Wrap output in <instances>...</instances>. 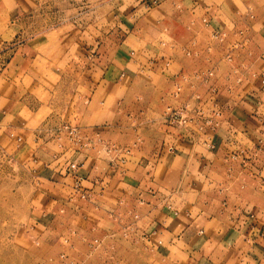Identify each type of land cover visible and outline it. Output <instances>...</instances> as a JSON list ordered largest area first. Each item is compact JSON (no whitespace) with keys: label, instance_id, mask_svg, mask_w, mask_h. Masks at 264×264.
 Instances as JSON below:
<instances>
[{"label":"crops","instance_id":"obj_1","mask_svg":"<svg viewBox=\"0 0 264 264\" xmlns=\"http://www.w3.org/2000/svg\"><path fill=\"white\" fill-rule=\"evenodd\" d=\"M128 4L124 16L115 14L116 20L120 17L118 20L128 25L127 29L109 32L103 36L105 40L100 38L97 46L87 50L88 54L83 49L84 68L78 69L93 73L76 84L82 107L80 113H72L76 124L46 120L37 127H15L14 121H5L8 114L0 108V128L9 131L17 147L36 140L35 135L40 133L64 134V125L76 130L79 141L70 140L66 133V140L54 138L58 153L63 151V171L53 170L52 162L59 160L57 152L51 155L52 161L33 158L30 166L51 168L58 179L67 182L68 209L64 213L83 219L86 229H96L104 236L96 247L124 243L130 250L141 243L147 248L143 247L141 253V260L146 262H165L174 257V263L186 259L191 263L198 255L211 264L226 256L232 258V263L261 262L264 0H130ZM23 6L19 0H0V22L19 24ZM203 17L210 26L202 24ZM212 28L225 30L227 38L222 43L212 40ZM239 30L244 31L247 41L234 47V33ZM18 33L22 31L15 35ZM12 45L17 46L11 60L34 53V47L27 43ZM185 50L194 54L186 56ZM227 51L233 55L231 62L224 58ZM9 69L11 66L5 71ZM208 69L214 74L206 83L194 79V75ZM143 74L151 77L142 79ZM183 75L189 76L193 85L183 83ZM235 78L241 79L237 85ZM155 80L161 82L157 90L165 107L191 101L194 91L200 94L208 113L212 110L211 100L219 104L220 123L206 143L201 137L185 136L183 131L163 124V112L153 113L144 106L146 99L138 85H150L152 92ZM177 83L182 91L173 97ZM227 87L232 91L228 92ZM8 102L5 95L0 96L1 105ZM17 103L14 118L27 117L23 103L20 107ZM69 115L68 106L60 117ZM147 130L155 131L157 139L149 141L139 136ZM123 134L129 136L127 141L117 142L118 135ZM44 137L37 136V142ZM109 146L117 148L118 153L108 152ZM39 149L43 146L35 147ZM238 150L244 151L245 159H230ZM70 162L77 164L76 171L69 170ZM36 167H31L33 173ZM78 177L83 179L82 189L90 195L88 200L72 193ZM56 213L49 211L53 216ZM93 215L100 216L91 219ZM128 225L133 230L124 235ZM120 230L125 240L118 238ZM142 233L148 235L146 240L140 238ZM170 247L187 257L176 260L177 253L171 257ZM126 259L133 261V254H127ZM114 261H121L118 254L110 256V262Z\"/></svg>","mask_w":264,"mask_h":264},{"label":"rangeland","instance_id":"obj_2","mask_svg":"<svg viewBox=\"0 0 264 264\" xmlns=\"http://www.w3.org/2000/svg\"><path fill=\"white\" fill-rule=\"evenodd\" d=\"M19 1L24 5L19 24L0 22V96L5 95L9 99L7 104H0V108L8 116L11 115H6L5 121H14L15 127H37L42 121L46 123V120L55 124L61 121L76 124L72 113H80L82 108L76 84L93 73L78 69V66L84 68L83 49H93L100 38L105 40L103 36H108L113 30L127 29L128 25L119 21L120 17L116 20L115 14L124 16L130 0ZM18 30L22 31L21 35L18 33L19 36L15 35ZM18 42L34 47V53L27 52L21 58L17 55L11 60L17 45H9ZM27 49L30 50L29 47ZM85 61L90 60L87 58ZM7 66H11V69L5 71ZM144 77L151 75L143 74L141 78ZM142 84L144 86L139 84L138 88L146 99L144 106H149L153 113H162L165 104L162 105L159 99L161 95L157 90L161 82L154 81L155 89L152 92L149 91L152 88L148 87L150 85ZM15 102L19 103L16 104L18 107L23 103V113L27 117L19 115L14 118ZM68 106L69 118L60 117ZM121 113L125 111L122 110ZM149 131L140 133L139 136H144L149 141L157 139L156 132ZM8 132L7 129L0 128V264H112L110 256L114 254H118L121 260L114 261V264L212 263L203 255L194 257L191 263L187 259L174 263V257L165 262L153 259L146 262L141 260L144 247L141 243L134 244L130 250L124 243L118 246H90L94 238L102 239L104 236L96 229H86L83 219L73 215L66 216L67 182L54 175L63 171L65 162L61 159L63 151L58 153L54 138L66 140L65 133L55 136L34 134L36 140L17 147L10 140ZM37 136L45 137L37 142ZM118 137L117 142L122 143L129 138L127 134ZM37 146H43V149L38 152L35 150ZM55 152L58 153L59 160L52 162L54 173L51 168L30 166L33 158L48 161ZM31 167H36L37 174L32 172ZM52 209L57 212L55 216L49 214ZM99 216L93 215L90 218ZM121 234L120 230L118 238L125 240ZM169 251L171 257L177 253L176 260L187 257V254H181L179 250L176 252L174 247H170ZM127 254H133V261H127ZM231 259L226 256L224 260L219 258L218 261H213L215 264H238L237 261L232 263ZM255 264H264V259Z\"/></svg>","mask_w":264,"mask_h":264},{"label":"built area","instance_id":"obj_3","mask_svg":"<svg viewBox=\"0 0 264 264\" xmlns=\"http://www.w3.org/2000/svg\"><path fill=\"white\" fill-rule=\"evenodd\" d=\"M201 22L204 26H210V22L206 17L201 18ZM234 36H236L234 47H239V45L243 41H247V37L244 33V31L239 30L234 33ZM210 38L217 43H222L227 38V32L225 30L219 29V28H212L210 30ZM240 39V40H239ZM194 54L191 50H185L184 54L186 56H190ZM224 58L227 62H231L233 60V55L231 51H227L224 55ZM214 74L213 69H208L204 72H200L196 75H194V79L198 80L200 83H206ZM264 76V75H263ZM181 81L183 83H190V78L187 75H183L181 77ZM241 82L240 78H235L234 83L235 85L239 84ZM193 85V84H191ZM233 88L227 87V91H232ZM182 91V85L180 83H177L174 85V89L172 91L173 97H178L180 92ZM211 92H214L212 90ZM215 93V92H214ZM191 101L187 103H182L178 105H167L162 114V123L165 125L171 127L174 130L183 131V134L188 137H201L204 141L203 143H206L208 139L210 138V135L218 128L220 123V115H221V109L219 104L217 102L211 100V112L208 113L209 109L205 107V102H203L200 94L196 91L193 92V94L190 97ZM63 130L67 134V137L72 141H79L78 134L76 133V130L73 128H70L67 125L63 126ZM18 141H20L19 138H17ZM108 152H111L113 154L118 153V149L114 146H109ZM120 153V152H119ZM244 151L238 150L234 153H232L229 157L230 159L236 160L238 157L245 159L244 157ZM68 168L70 171L74 172L77 169V164L74 162H70L68 165ZM83 179L78 177L72 186V193L77 195L79 199L82 200H88L89 199V193H87L85 190L82 189ZM170 206H167V209H170ZM174 214L176 212L174 211ZM133 227L131 225H128L125 230L123 231V234L126 235V233L132 232ZM141 239L146 240L148 238V235L145 233H142L139 235ZM98 239L94 238L92 242L90 243V246H96L98 244ZM161 241H157V244H160Z\"/></svg>","mask_w":264,"mask_h":264}]
</instances>
